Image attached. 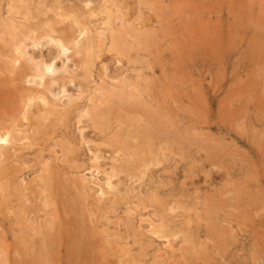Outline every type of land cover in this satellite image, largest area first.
Wrapping results in <instances>:
<instances>
[{
  "label": "rangeland",
  "instance_id": "1",
  "mask_svg": "<svg viewBox=\"0 0 264 264\" xmlns=\"http://www.w3.org/2000/svg\"><path fill=\"white\" fill-rule=\"evenodd\" d=\"M120 1L0 0V121L14 136L8 159L0 154V167L12 170L0 180V262L264 264V0ZM57 41H66L61 55ZM51 60L57 70L41 83V64ZM62 179L68 196L75 187L67 199L53 194ZM80 235L95 257L67 263L66 245Z\"/></svg>",
  "mask_w": 264,
  "mask_h": 264
},
{
  "label": "bare ground",
  "instance_id": "2",
  "mask_svg": "<svg viewBox=\"0 0 264 264\" xmlns=\"http://www.w3.org/2000/svg\"><path fill=\"white\" fill-rule=\"evenodd\" d=\"M89 1H90V0H89ZM107 1H108V0H107ZM134 1H135V0H133V3H134ZM109 2H110V1H109ZM120 2H123V0L120 1ZM125 2H126V1H125ZM85 3H86V2H85ZM87 3H88V2H87ZM128 3H129V0H128ZM144 3H145V2H144ZM144 3H143V4H144ZM89 4H90V3H89ZM123 4H124V3H123ZM134 4H135V3H134ZM186 4H187V3H186ZM86 5H88V4H86ZM109 5H110V4H109ZM113 5H115V4H113ZM131 6H133V5H131ZM145 6H146V4H145ZM111 7H112V5H111ZM133 7H134V6H133ZM86 8H87V6H86ZM116 8H117V7H116ZM122 8H123V6H122ZM12 9H13V8H12ZM106 9H107V8H106ZM130 9H131V8H130ZM26 10H27V9H26ZM28 10H29V9H28ZM101 10H102V9H101ZM108 10H109V9H107V11H108ZM110 10H111V9H110ZM118 10H119V9H118ZM131 10H132V9H131ZM102 11H103V10H102ZM112 11H113V10H112ZM122 11H125V10H122ZM126 11H127V10H126ZM88 12H89V11H88ZM116 12H117V11H116ZM130 12H132V11H130ZM27 13H28V12H27ZM92 13H93V10H92ZM127 13H128V12H127ZM132 13H133V12H132ZM145 13H146V14H145ZM145 13H144L145 15H148L147 12H145ZM107 14H108V13H107ZM119 14H120V13H119ZM129 14H130V13H129ZM135 14H136V13H135ZM142 14H143V12H142ZM25 15H26V13H25ZM88 15H89V13H88ZM114 15H115V14H114ZM130 15H131V14H130ZM139 15H140V14H139ZM43 16H44V15H43ZM75 16H76V15H75ZM120 16H121V15H120ZM127 16H128V15H127ZM137 16H138V15H137ZM142 16H143V15H142ZM89 17H90V16H89ZM111 17H112V16H111ZM123 17H126V15H123ZM146 17H147V16H146ZM146 17H145V18H146ZM150 17H151V16H150ZM25 18H26V17H25ZM60 18H61V17H60ZM73 18H74V17H73ZM80 18H81V17H80ZM85 18H86V17H85ZM85 18H84V19H85ZM130 18H131V16H130ZM138 18H139V17H138ZM74 19H75V18H74ZM74 19H73V20H74ZM110 19H111V18H110ZM132 19H133V18H132ZM149 19H150V18H149ZM65 20H66V19H65ZM122 20H123V19H122ZM0 21H1V19H0ZM75 21H77V20H75ZM79 21H80V20H79ZM106 21H107V20H106ZM106 21L104 20V23H105V24L107 25V27H108V25H110L112 22L109 23V21H107V22H106ZM123 21H124V20H123ZM125 21H126V20H125ZM150 21H151V20H150ZM9 22H10V21H9ZM129 22H130V21H129ZM135 22H136V21H135ZM142 22H143V21H142ZM1 23L3 24V22H1ZM6 23H7V22H6ZM78 23H79V22H78ZM85 23H86V22H85ZM145 23H146V22H145ZM79 24H80V23H79ZM101 24H103V23H101ZM105 24H103V25H105ZM7 25H8V24H7ZM111 25H112V24H111ZM120 25H121V24H120ZM124 25H126V24L124 23ZM9 26H10V25H9ZM17 26H18V25H17ZM126 26H127V25H126ZM126 26H125V27H126ZM71 27H72V26H71ZM83 27H84V26H83ZM143 27H144V26H143ZM77 28H78V27H77ZM116 28H117V27H116ZM149 28H150V26H149ZM5 29H6V27H5ZM9 29H10V27H9ZM15 29H16V28H15ZM50 29H53V28H50ZM84 29H85V27H84ZM117 29H118V28H117ZM128 29L130 30V28H128ZM132 29H133V28H132ZM139 29H140V28H139ZM10 30H11V29H10ZM16 30H17V29H16ZM88 30H89V29H88ZM147 30H148V29H147V27H146V30H145V31H147ZM152 30H153V29H152ZM6 31H7V30H6ZM55 31H56V30H55ZM137 31H138V30H137ZM145 31H144V32H145ZM9 32H10V31H9ZM9 32H8V33H9ZM13 32H16V31L13 30ZM13 32H12V30H11V33H13ZM62 32H63V31H61V33H62ZM65 32L67 33L68 31L65 30ZM88 32H89V31H88ZM97 32H98V31H97ZM114 32H115V31H114ZM120 32H121V31H120ZM155 32H156V31H155ZM45 33H47V32H45ZM51 33H52V30H51ZM54 33H55V32H54ZM73 33H74V32H73ZM73 33H70V34L68 33V35L72 36ZM83 33H85V32H83ZM83 33H82V36L84 35ZM98 33H99V32H98ZM98 33H97V34H98ZM148 33H150V32H148ZM49 34H50V33H49ZM78 34H79V33H78ZM112 34H114V33H112ZM138 34H139V33H138ZM138 34H137V35H138ZM140 34H142V33H140ZM4 35H5V33H4ZM14 35H15V34H14ZM31 35H32V34H31ZM50 35H51V34H50ZM61 35H62V34H61ZM61 35H59V36L61 37ZM64 35H65V34H64ZM100 35H101V34H100ZM132 35H133V36H131V37H133V38L135 37V38L138 39V36H139V35H138L137 37H136V35L134 36V34H132ZM146 35H147V34H146ZM151 35H153V33H151ZM0 36H2V35H0ZM6 36H7V34H6ZM11 36H12V34H11ZM15 36H16V35H15ZM41 36H42V35H41ZM48 36H49V35H48ZM56 36H57V35H56ZM62 36H63V35H62ZM70 36H69V37L67 36V37L70 38ZM115 36H116V35H115ZM141 36H142V35H141ZM147 36H150V34H148ZM9 37H10V36H9ZM35 37H36V36H35ZM35 37H34V38H35ZM43 37H44V34H43ZM60 37H59V38H60ZM65 37H66V36H65ZM113 37H114V36H113ZM118 37H119V34H118ZM145 37H146V36H145ZM145 37H144V38H145ZM1 38H4V36L1 37ZM16 38H17V37H16ZM63 38H64V37H63ZM77 38H78V37H77ZM101 38H102V37H101ZM111 38H112V37H111ZM124 38H125V37H124ZM140 38H141V37H140ZM151 38H152V37H151ZM155 38H156V37H155ZM11 39H12V37H11ZM13 39H15V38H13ZM17 39H18V38H17ZM21 39H22V38H21ZM60 39H61V38H60ZM74 39H75V38H74ZM80 39H81V38H80ZM120 39H122V38H120ZM137 39H136V40H137ZM141 39H142V38H141ZM146 39H147V38H146ZM146 39H145V40H146ZM27 40H28V39H27ZM32 40H33V37H32ZM35 40H36V39H35ZM35 40H33V44H34V45H37V43H39V42H36ZM40 40H42V39H40ZM49 40H52V39L49 38ZM61 40H63V39H61ZM66 40H67V39H66ZM71 40H72V43L75 41V40L73 41V37H71ZM81 40H82V39H81ZM86 40H87V38H86ZM106 40H108V39H106ZM118 40H119V39H118ZM125 40H126V39H125ZM139 40H140V39H139ZM145 40H142V41H145ZM150 40H151V39H150ZM11 41H12V40H11ZM11 41L9 40L10 43H11ZM17 41H18V40H17ZM25 41H26V40H25ZM67 41H68V40H67ZM101 41H102V40H101ZM153 41H154V38H153ZM7 42H8V41H7ZM7 42H6L5 44H7ZM12 42H13V41H12ZM53 42H54V41H53ZM57 42H58V45H59V48H60V50H59V54L61 55V52L63 53V52L65 51V49H66V48H65V45H64V43H65L66 41H65L64 43H63L62 41H61V42H60V41H57ZM78 42H79V41H78ZM78 42H75V43H78ZM90 42H91V41H90ZM124 42H125V41H124ZM126 42H128V41L126 40ZM132 42H133V41H131V43H132ZM134 42H135V41H134ZM134 42H133V43H134ZM16 43H17V42H16ZM19 43H20V42H19ZM22 43H23V42H22ZM22 43H21V44H22ZM113 43H115V42H113ZM128 43H129V42H128ZM128 43H126L127 46L131 45L130 43H129V44H128ZM144 43H145V42H144ZM30 44H31V42H30ZM55 44L57 45V43H55ZM73 44H74V43H73ZM79 44H80V43H79ZM103 44H104V43H103ZM117 44H119V43L117 42ZM117 44H116V45H117ZM71 45H72V44H71ZM85 45H86V44H85ZM91 45H92V43H91ZM105 45H106V44H105ZM126 45H125V47H126ZM144 45H145V44H144ZM78 46H79V45H78ZM131 46L134 47V46H138V45H135V44H134V45H131ZM140 46H141V45H140ZM10 47H11V46H10ZM105 47H106V46H105ZM142 47H143V46H142ZM146 47H147V45H146ZM16 48H17V52H18V54L21 56V55H23V54L25 53V51H26V50H24V49H26V44H24V47H21V46H20V47H16ZM103 48H104V47H103ZM103 48H102V49H103ZM106 48H108V47H106ZM106 48H105V49H106ZM112 48H113V47H112ZM116 48H117V47H116ZM116 48H115V50H116ZM140 48H141V47H140ZM12 49H13V48H12ZM28 49H29V48H28ZM72 49H73V46H72ZM88 49H89V48H88ZM100 49H101V48H100ZM118 49L121 50L120 47H118ZM132 49H133V48H132ZM56 50H57V49H56ZM85 50H86V49H84V51H85ZM130 50H131V49H130ZM69 51H70V50H69ZM13 52H14V50H13ZM85 52H86V51H85ZM88 52H89V51H88ZM101 52H102V50H101ZM101 52H99L98 55H99ZM124 52H126V51H124ZM27 53H29V52H27ZM74 53H75V52H74ZM13 54H14V53H13ZM25 54H26V53H25ZM25 54H24V55H25ZM49 54H51V53H49ZM55 54H58V53H55ZM75 54H76V53H75ZM79 54H80V53H79ZM101 54H102V53H101ZM64 55H65V54H64ZM66 55H67V54H66ZM66 55H65V56H66ZM84 55H85V54H84ZM92 55H93V54H92ZM17 56H18V55H17ZM9 57L13 58V56H9ZM18 57H19V56H18ZM26 57H27V56H26ZM51 57H52V56H51ZM54 57H55V55H54ZM59 57H60V56H59ZM66 57H68V56H66ZM66 57H65V58H66ZM88 57H89V56H88ZM88 57H87V60H88ZM14 58H15V57H14ZM38 58H39V57H38ZM32 59H33V57H32ZM69 59H70V58H69ZM96 59H98V58H96ZM16 60H19V59L15 58V61H16ZM25 60H26V58H25ZM119 60H120V59H119ZM11 61H12V60H11ZM26 61H27V60H26ZM33 61H34V60H33ZM37 61H38V60H37ZM43 61H46V60H43ZM51 61H52V60H51ZM51 61H49V62H42V64H41L42 67H41V69L39 70V73H38V77L41 79V80H40L41 83H44V81L42 82V80H43V77H44L46 74H48V73H52L54 70H57V69H56L57 67H56L54 61H52V62H51ZM12 62H13V61H12ZM34 62H36V61H34ZM89 62H91V61H89ZM94 62H95V61H94ZM16 63H17V61H16ZM20 63H21V62H20ZM36 63H38V62H36ZM36 63H35V64H36ZM91 63H92V62H91ZM3 64H6V63H3ZM8 64H9V63H8ZM87 64H88V63H87V61H86L85 59H82L81 62H80V66L83 67V68H86L85 65H87ZM12 65H13V63H12ZM19 65L21 66V64H19ZM38 65H39V64H38ZM38 65H37V67H36V65H34V66H35L36 68H38V67L40 66V65H39V66H38ZM76 65H77V64H76ZM4 66H5V65H4ZM27 66H28V65H27ZM27 66H26V67H27ZM32 66H33V64H32ZM32 66H31V67H32ZM8 67H10V65H9ZM78 67H79V66H78ZM89 67H91V66H89ZM27 68H28V67H27ZM60 68H61V67H60ZM62 68H63V67H62ZM76 68H77V67H76ZM87 68H88V67H87ZM104 68H105V67H104ZM106 68H107V67H106ZM106 68H105V69H106ZM21 69H22V68H21ZM29 69L32 70V68H29ZM38 69H39V68H38ZM93 69H94V68H93ZM68 70H69V69H68ZM80 70H81V69H80ZM82 70H83V69H82ZM84 70H85V69H84ZM14 71H15V70H14ZM65 71H66V70H65ZM77 71H78V69H77ZM77 71H71V72H77ZM86 71H87V70H86ZM92 71H93V70H92ZM121 71H122V70H121ZM123 71H124V70H123ZM126 71H127V70H126ZM67 72H68V71H67ZM69 72H70V71H69ZM80 72H81V71H80ZM84 72H85V71H83V73L81 72V74L84 75ZM105 72H106V71H105ZM22 73H23V72H21V74H22ZM31 73H32V72H31ZM36 73H37V72H36ZM78 73H79V72H78ZM86 73H87V72H86ZM90 73H91V72H90ZM119 73H120V71H119ZM137 73H138V72H137ZM10 74H11V73H10ZM28 74H30V73H28ZM91 74H92V73H91ZM106 74H110V73H107V72H106ZM106 74H105V76H106ZM120 74H121V73H120ZM120 74H119V75H120ZM138 74H139V73H138ZM22 75H23V74H22ZM36 75H37V74H36ZM48 75H49V74H48ZM112 75H113V74H111L110 76H112ZM126 75H127V74H126ZM32 76H33V75H32ZM78 76H79V75H78ZM84 76H85V75H84ZM108 76H109V75H108ZM115 76H116V75H115ZM29 77H30V75H29ZM45 77H46V76H45ZM67 77H68V76H67ZM73 77H74V76H73ZM90 77H91V76H90ZM121 77H122V76H121ZM124 77H125V76H124ZM10 78H11V77H10ZM32 78H33V77H32ZM49 78H50V77H49ZM57 78H58V77H57ZM60 78H62V77H60ZM68 78H70V77H68ZM128 78H130L129 75H128ZM25 79H26V78H25ZM71 79H72V78H71ZM115 79H116V78H115ZM122 79H123V78H122ZM124 79H125V78H124ZM124 79H123V80H124ZM26 80H27V79H26ZM26 80H25V81H26ZM31 80H32V79H31ZM62 80H63V79H62ZM83 80H85V79L83 78ZM116 80H117V79H116ZM123 80H122V82H124ZM132 80H134V79L132 78ZM132 80H131V82H132ZM145 80H146V79H145ZM4 81H6V80H4ZM33 81H35V80L33 79ZM56 81H57V79H56ZM60 81H61V79H60ZM63 81H64V82L61 81L62 84L65 83V81L67 82V80H65V79H64ZM78 81H79V79H78ZM111 81H112V80H111ZM114 81H115V80H113V82H114ZM118 81L120 82L121 80L119 79ZM118 81H117V83L119 84ZM128 81H129V80H128ZM35 82H36V81H35ZM68 82H69V81H68ZM68 82H67V83H68ZM79 82H81V81H79ZM86 82H87V81H86ZM122 82L119 84V86H120L121 84H123ZM125 82H126V80H125ZM136 82H137V81H136ZM38 83H40V82H38ZM49 83H50V82H49ZM67 83H66V84H67ZM103 83H104V82H103ZM109 83H111V82L109 81ZM117 83H115V84H117ZM147 83H148V82H147ZM50 84L53 85L54 83H53V84L50 83ZM59 84H60V83H59ZM62 84H61V85H62ZM85 84H86V83H85ZM128 84H130V83H128ZM131 84H132V83H131ZM131 84H130V85H131ZM133 84H134V83H133ZM133 84H132V85H133ZM138 84L140 85V83H138ZM48 85H49V84H48ZM91 85H92V83H91ZM91 85H90V86H91ZM102 85H103V84H102ZM125 85H126V84H125ZM93 86H94V85H93ZM111 86H112V85H110V87H111ZM123 86H124V85H123ZM133 86H134V85H133ZM136 86H137V85H136ZM64 87H65V86H64ZM64 87H63V86L61 87V93H62V92L64 93V92L66 91ZM124 87H125V86H124ZM45 88H46V87H45ZM45 88H44V89H45ZM49 88H50V87H49ZM97 88H98V87H97ZM114 88H115V87H114ZM138 88H139V87H138ZM47 89H48V88H47ZM51 89H52V88H51ZM59 89H60V88H59ZM102 89H103V88H102ZM115 89L118 90L119 88L116 87ZM120 89H122V88H120ZM98 90H99V89H98ZM109 90H110V89H109ZM109 90H108V91H109ZM127 90H128V89H127ZM127 90H125V93H126ZM131 90H132V89H131ZM84 91H85V90H84ZM104 91H105V88H104ZM113 91H114V90H113ZM113 91H112V92H113ZM115 91H116V90H115ZM121 91H122V90H121ZM123 91H124V90H123ZM18 92H19V91H18ZM20 92H21V91H20ZM22 92H23V91H22ZM38 92H39V91H38ZM50 92H51V91H50ZM105 92H107V90H106ZM133 92H134V90H133ZM14 93H16V92H14ZM52 93H53V90H52ZM107 93H108V92H107ZM110 93H111V92H110ZM110 93H109L108 95H109L110 97H113L112 95H110ZM127 93H128V92H127ZM127 93H126V94H127ZM129 93H130V91H129ZM2 94H3V93H2ZM75 94H76V93H75ZM104 94H105V93H104ZM117 94H118V93H117ZM121 94H122V92H121ZM134 94H135V93H134ZM134 94L131 93V96H133ZM137 94H138V93H137ZM26 95H27V94H26ZM54 95H56V94H54ZM106 95H107V94H106ZM113 95H114V94H113ZM123 95H124V94H123ZM139 95H140V94H139ZM121 96H122V95H121ZM121 96H117V97H121ZM0 97H1V96H0ZM21 97H22V96H21ZM21 97L18 96V98H21ZM34 97H35V96H34ZM34 97H33V98H34ZM36 97L38 98V96H36ZM41 97H42V98H40V97H39V98L42 99V101H44V102L46 103L45 98H44L43 96H41ZM98 97H100V96H98ZM101 97H103V95H102ZM128 97H130V96H128ZM25 98H26V97H25ZM29 98H30V97H29ZM29 98H28V99H29ZM104 98H105V97H104ZM114 98H116V97L114 96ZM124 98H125V97H124ZM130 98H131V97H130ZM130 98H129V99H130ZM147 98H148V97H147ZM149 98H150V97H149ZM12 99H13V98H12ZM12 99H11V100H12ZM15 99H16V98H15ZM34 99H35V98H34ZM48 99H49V98H48ZM70 99H71V98H70ZM102 99H103V98H102ZM108 99H109V98H108ZM110 99H111V98H110ZM131 99H133V98H131ZM139 99H140V98H139ZM139 99H138V101H139ZM161 99H162V98H161ZM9 100H10V99H9ZM13 100H14V99H13ZM26 100H27V99H26ZM92 100H93V99H92ZM35 101H36V100H35ZM50 101H51V100H50ZM107 101H108V100H107ZM114 101H115V100H114ZM117 101H118V100H117ZM0 102H1V100H0ZM13 102H14V101H13ZM16 102H17V101H16ZM19 102H20V101H19ZM36 102H37V101H36ZM93 102H94V101H93ZM121 102H123V101H121ZM49 103H51V102H49ZM99 103H100V102H99ZM115 103H116V102H115ZM119 103H120V102H119ZM119 103H118V104H119ZM52 104H53V103H52ZM97 104H98V103H97ZM101 104H103V103H101ZM105 104H106V103H105ZM107 104H108V102H107ZM162 104H163V103H162ZM135 105H136V104H135ZM142 105H143V104H142ZM10 106H11V105H10ZM17 106H19L18 103H17ZM28 106H29V104H28ZM40 106H41V105H40ZM0 107H3V109H1V110H6V107H7V106H6V105H2V106H0ZM35 107H36V106H35ZM50 107H51V106H50ZM52 107H54V106L52 105ZM94 107H95V106H94ZM96 107H97V106H96ZM108 107H109V104H108ZM118 107H119V106H118ZM132 107H133V105H132ZM136 107H137V106H136ZM17 108H19V107H17ZM47 108H48V107H47ZM97 108H98V107H97ZM35 109H36V108H35ZM49 109H50V108H49ZM52 109H54V108H51V110H52ZM132 109H133V108H132ZM135 109H136V108H135ZM135 109H133V110H135ZM74 110H75V109H74ZM74 110H73V111H74ZM108 110H109V109H108ZM137 110H138V109H137ZM150 110H151V109H150ZM156 110H157V109H156ZM46 111H47V110H46ZM52 111H53V110H52ZM56 111H57V110H56ZM98 111H99V110H98ZM138 111H139V110H138ZM146 111H147V109H146ZM151 111H152V110H151ZM17 112H18V111H17ZM50 112H51V111H50ZM100 112L102 113V111H100ZM106 112H107V111H106ZM131 112H132V111H130V113H131ZM140 112H141V111H140ZM154 112H156V111L154 110ZM157 112H158V111H157ZM14 113H15V111H14ZM21 113H22V108H21ZM31 113H32V112H31ZM39 113H40V111H39ZM54 113H57V112L54 111ZM111 113H112V116H113V115H116V114H113V113H114L113 111H111ZM130 113H129V115H130ZM136 113H137V112H136ZM141 113H142V112H141ZM150 113L152 114L153 111L150 112ZM50 114H51V113H50ZM60 114H61V113H60ZM66 114H67V113H66ZM89 114H90V113H89ZM127 114H128V112L126 113V115H127ZM144 114H145V113H144ZM153 114H154V113H153ZM1 115H2V111H1ZM34 115H35V113H34ZM54 115H55V114H54ZM61 115H62V114H61ZM93 115H94V114H93ZM93 115H92V116H93ZM121 115H122V114H121ZM126 115L124 116V118L126 117ZM129 115H128V116H129ZM133 115H135V114H133ZM133 115H131V116H133ZM146 115H147V114H146ZM155 115H156V114H155ZM35 116H36V115H35ZM69 116H70V115H69ZM87 116H88V114H87ZM92 116H91V117H92ZM106 116H107V114H106ZM108 116H109V115H108ZM116 116H117V115H116ZM135 116H136V115H135ZM148 116H150V115H148ZM157 116H158V115H157ZM167 116H168V115H167ZM52 117H53V116H52ZM55 117H56V116H55ZM142 117H143V116H142ZM144 117H145V116H144ZM1 118H2V117H1ZM92 118H93V117H92ZM104 118L106 119V117H104ZM148 118H149V117H148ZM166 118H167V117H166ZM7 119H8V118H7ZM53 119H54V118H53ZM57 119H58V118H57ZM101 119H102V117H101ZM114 119H115V118L113 117V120H114ZM122 119H123V118H122ZM133 119H134V118H133ZM133 119H132V120H133ZM139 119H140V118H139ZM159 119H160V118H159ZM2 120H3V119H2ZM37 120H38V119H37ZM50 120H51V119H50ZM58 120H60V119H58ZM94 120H95V117H94ZM111 120H112V119H111ZM111 120H110V121H111ZM115 120H116V119H115ZM127 120H128V119H127ZM127 120H126V121H127ZM129 120H130V119H129ZM134 120H135V119H134ZM147 120H148V119H147ZM154 120H155V119H154ZM91 121H93V120H91ZM106 121H107V120H106ZM108 121H109V120H108ZM130 121H131V120H130ZM136 121H137V120H136ZM141 121H142V120H141ZM51 122H54V121L51 120ZM95 122H96V121H95ZM115 122H116V121H115ZM120 122H121V121H120ZM127 122H128V121H127ZM132 122H134V121H132ZM144 122H145V121H144ZM22 123H23V122H22ZM56 123H58V122H56ZM92 123H93V122H92ZM97 123H98V122H97ZM97 123H96V124H97ZM106 123H107V122H106ZM109 123H110V122H109ZM111 123H112V122H111ZM111 123H110V124H111ZM129 123H130V122H129ZM129 123H128V124H129ZM139 123H140V122H139ZM147 123H148V122H147ZM6 124H7V123H6ZM52 124H53V123H52ZM54 124H55V123H54ZM93 124H94V123H93ZM101 124H103V123H101ZM110 124H108V125H110ZM148 124H149V123H148ZM27 125H28V124H27ZM50 125H51V124H50ZM65 125H66V124H65ZM98 125H99V123L97 124V126H98ZM106 125H107V124H106ZM116 125H117V124H116ZM116 125H115V126H116ZM146 125H147V124H146ZM152 125H153V124H152ZM97 126H93V127L96 128ZM101 126H102V125H101ZM113 126H114V125H113ZM128 126H130V125H128ZM134 126H135V125H134ZM154 126H155V125H154ZM162 126H163V125H162ZM8 127H10V126H8ZM8 127L5 125V123H2V122L0 121V154H1L2 156H4V160L8 159V156H9V155H8V152H5L3 149H5V147H6L5 145H7L9 142H12V139H13V137H14V136L12 135L13 132L11 131V130H13V128L10 130ZM32 127H33V126H32ZM41 127H42V126H41ZM50 127H51V126H50ZM52 127H53V126H52ZM52 127H51V129H52ZM55 127H56V126H55ZM102 127H105V126H102ZM108 127H109V126H108ZM123 127H124V126H123ZM138 127H139V126H138ZM138 127H137V128H138ZM147 127H148V126H147ZM150 127H151V126H150ZM163 127H165V126H163ZM53 128H54V127H53ZM56 128H57V127H56ZM58 128H59V127H58ZM105 128H107V126H106ZM139 128H140L139 130H140V132H141V134H142V131H143V130L141 131V128H142V127H139ZM144 128L146 129V126H145ZM27 129H29V128H27ZM101 129H102V128H101ZM108 129H109V128H108ZM131 129H132V128H131ZM55 130H56V129H55ZM98 130H99V129H98ZM117 130H118V129H117ZM122 130H123V129H122ZM133 130H134V128H133ZM133 130H132V131H133ZM146 130H147V129H146ZM103 131H104V128H103ZM107 131H110V132H111V129H110V130H107ZM132 131H131V132H132ZM150 131H151V130H150ZM52 132H53V131H52ZM101 132H102V130H101ZM116 132H118V131H116ZM120 132H121V131H120ZM131 132H128V133L130 134ZM143 132H144V131H143ZM33 133H34V132H33ZM64 133H65V132H64ZM105 133H107V132H105ZM118 133H119V132H118ZM125 133H127V132H125ZM125 133H124V134H125ZM133 133H135V132H133ZM144 133H145V132H144ZM144 133H143V134H144ZM17 134H18V133H17ZM20 134H21V131H20ZM103 134H104V133H103ZM122 134H123V133H122ZM141 134H139V135H141ZM104 135H105V134H104ZM106 135H107V134H106ZM108 135H109V132H108ZM113 135H115V133H114ZM118 135L120 136V134H118ZM144 135H145V134H144ZM146 135H148V134H146ZM23 136H25V135L22 134V137H23ZM115 136H116V135H115ZM132 136H133V135H132ZM22 137H21L20 139H22ZM28 137H29V136H28ZM100 137H101V136H100ZM105 137H107V136H105ZM110 137H111V136H110ZM129 137H130V139L132 138L131 135H130ZM129 137H128V138H129ZM140 137H141V136H140ZM142 137H145V136L142 135ZM142 137H141V138H142ZM180 137H181V136H180ZM17 138H18V137H17ZM24 138H26V137H24ZM103 138H104V137H103ZM107 138H108V137H107ZM107 138H106V139H107ZM133 138H136V134H135V137H133ZM147 138H148V136L146 137V140H148ZM29 139H33V138H29ZM122 139L124 140L123 137H122ZM122 139H121V140H122ZM130 139H129V140H130ZM136 139H137V138H136ZM138 139H139V138H138ZM143 139H145V138H143ZM172 139H173V138H172ZM25 140H26V139H25ZM132 140H134V139H132ZM20 141H22V140H20ZM103 141H104V140H103ZM134 141H135V140H134ZM172 141H173V140H172ZM14 142H15V141H14ZM14 142H13V143H14ZM26 142L28 143L29 141L26 140ZM87 142H88V141H87ZM89 142H90V141H89ZM106 142H107V141H106ZM113 142H114V141H113ZM128 142H129V141H128ZM140 142H141V141H140ZM140 142H139V143H140ZM149 142H150V141H149ZM16 143H18V142H16ZM29 143H30V142H29ZM29 143H28L27 146H29ZM121 143H122V142H121ZM125 143H126V141H124V145H125ZM136 143H137V142H136ZM141 143H142V142H141ZM24 144H25V143H24ZM31 144H34V143L32 142ZM137 144H138V143H137ZM137 144H136V146H137ZM147 144H148V143H147ZM11 145H12V144H11ZM14 145H15V144H14ZM36 145H37V144H36ZM57 145H58V144H57ZM114 145H115V144H114ZM117 145H118V144H117ZM132 145H133V143H132ZM134 145H135V143H134ZM134 145H133V146H134ZM24 146H26V145H24ZM33 146H34V145H33ZM65 146H66V145H65ZM75 146H76V145H75ZM122 146H123V145H122ZM140 146H141V145H140ZM30 147H31V146H30ZM115 147H116V146H115ZM134 147H135V146H134ZM143 147H144V146H143ZM154 147H155V145H154ZM20 148H21V145H20ZM22 148H23V146H22ZM22 148H21V149H22ZM25 148H26V147H25ZM116 148H117V147H116ZM121 148H122V150L124 149L123 147H121ZM127 148H128V147H127ZM129 148L131 149V147H129ZM138 148H139V147H138ZM138 148H136V151L138 150ZM140 148H141V147H140ZM98 149H99V148H98ZM151 149H152V148H151ZM21 151H22V150H21ZM99 151H100V150H99ZM132 151H133V150H132ZM138 151H139V150H138ZM148 151H149V149H148ZM124 152H125V149H124ZM124 152H123V153H124ZM126 152H127V151H126ZM133 152H134V151H133ZM133 152H132V154H133ZM139 152H140V151H139ZM140 153H141V152H140ZM140 153H139L138 156H140ZM153 153H154V152H153ZM127 154H128V153H126V155H127ZM134 154H135V152H134ZM134 154H133V155H134ZM143 154H144V153H143ZM147 154H148V153H147ZM68 155H69V154H68ZM51 156H52V155H51ZM63 156H64V155H63ZM98 156H99V155H98ZM128 156H130V154H129ZM151 156H152V155H151ZM65 157H66V156H65ZM73 157L75 158V156H72V158H73ZM134 157H135V156H134ZM140 157H141V156H140ZM147 157H148V155H147ZM94 158H95V157H94ZM99 158H100V157H99ZM52 159H53V158H52ZM95 159H96V158H95ZM126 159L128 160V157H126ZM126 159H125V161H126ZM131 159H132V158H130L129 160L131 161ZM141 159H142V158H141ZM1 160H2V159H1ZM72 160H73V159H72ZM133 160H134V159H133ZM136 160H137V159H136ZM147 160H148V159H147ZM7 161H8V160H7ZM69 161H70V159H69ZM130 161H129V162H130ZM140 161H141V160H140ZM140 161H139V162H140ZM145 161H146V157H145ZM156 161H157V160H156ZM39 162H40V161H39ZM127 162H128V161H127ZM131 162H132V161H131ZM133 162L135 163V161H133ZM141 162H143V161H141ZM153 162H154V161H153ZM6 163H9V162H6ZM10 163H11V162H10ZM70 163H71V162H70ZM132 164H133V163H132ZM136 164H137V162H136ZM155 164H156V163H155ZM62 165H63V164H62ZM97 165H98V164H97ZM129 165H131V164H129ZM133 165H134V164H133ZM148 165H149V164H148ZM156 165H157V164H156ZM9 166H11V165H9ZM39 166H40V165H39ZM59 166H60V163H59ZM68 166H69V165H68ZM112 166H113V165H112ZM122 166H123V165H122ZM122 166H120V167H122ZM61 167H62V169H63V166H61ZM75 167H76V166H75ZM135 167L138 168V166H135ZM48 168H49V167H48ZM48 168H45V169L47 170ZM112 168H114V167H112ZM116 168H117V167H116ZM129 168H130V166H129ZM140 168H141V167H140ZM118 169H119V168H118ZM118 169H117V170H118ZM123 169H125V168L123 167ZM123 169H121V170H123ZM66 170H67V169H66ZM75 170H76V169H75ZM119 170H120V169H119ZM119 170H118V172H119ZM137 170H139V169H137ZM77 171H78V170H77ZM129 171H130V170H129ZM11 172H12V170H11V169H8V166L0 167V180H2V179H3V180H4V179L7 180L8 177H10ZM66 172H67V171H66ZM120 172H121V171H120ZM126 172H127V171H126ZM56 173H57V172H56ZM64 173H65V172H64ZM130 173H131V172H130ZM132 173H133V172H132ZM134 173H135V172H134ZM137 173H138V172H137ZM137 173H135V174L137 175ZM127 174H128V173H127ZM135 174H134V175H135ZM140 174H141V173H140ZM18 176H19V175H18ZM53 176H54V175H53ZM53 176H52V177H53ZM63 176H65V175H63ZM63 176H62V178H63ZM113 176H114V175H113ZM124 176H125V175H124ZM13 177H14V176H13ZM39 177H40V176H39ZM54 178H55V177H54ZM67 178H68V177H67ZM37 179H38V178H37ZM48 179H51L50 176H49ZM55 179H56V178H55ZM65 179H66V178H65ZM56 180H57V179H56ZM66 180H68V179H66ZM66 180H65V181H66ZM70 180H71V179H70ZM105 180H106V179H105ZM120 180H121V179H120ZM49 181H50V180H49ZM51 181H52L53 184H54V181H53L52 179H51ZM63 181H64V180L62 179V180H61V183H62V184H60V185L57 184L58 187L55 188L54 192L52 191L53 194H54V196H55V198H60V199H61L62 196H63V194L65 195V194H66L65 192H67L68 189H69L68 184H66L67 181H66V182H65V181L63 182ZM2 182H3V181H2ZM8 182H9V180L7 181V183H8ZM68 182H69V180H68ZM72 182H73V181H71V183H72ZM124 182H125V181H124ZM4 183H5V181H4ZM12 183H13V182H12ZM14 183H15V181H14ZM44 183H45V182H44ZM50 183H51V182H49V184H50ZM132 183H133V182H132ZM2 184H3V183H2ZM2 184L0 183V185H1L0 187H3V188H4L6 184H5V185H4V184L2 185ZM15 184H16V183H15ZM21 184H22V183H21ZM35 184H36V183H35ZM37 185H38V184H37ZM51 185H52V184H51ZM75 185H76V184H75ZM113 185H114V184H113ZM49 186H50V185H49ZM72 186H73V185H72ZM8 187H9V186H8ZM8 187H7V189H8ZM101 187H103V186H101ZM5 188H6V187H5ZM73 188H75V187L73 186L72 189H71V191L74 190ZM82 188H83V187H82ZM118 188H119V187H118ZM154 188H155V187H154ZM0 189H2V188H0ZM7 189H5V190H7ZM19 189H20V187H19ZM41 189H42V188H41ZM49 189H50V188H49ZM51 189H52V188H51ZM77 189H78V187H77ZM77 189H76V190H77ZM85 189H86V188H85ZM52 190H53V189H52ZM79 190H80V189H79ZM2 191H3V190H2ZM71 191H70V192H71ZM101 191H102V190H101ZM108 191H109V190H108ZM117 191H118V189H117ZM119 191H121V190H119ZM6 192H7V191H6ZM70 192H69V194L71 195ZM86 192H87V191H86ZM3 193H4V191L2 192V194H3ZM10 193H11V192H10ZM10 193H7V194H10ZM73 193H74V191L72 192V194H73ZM102 193H103V192H102ZM111 193H112V192H111ZM2 194H1V195H2ZM90 194H91V193H90ZM51 195H52V194H51ZM70 195H69V196H70ZM67 196H68V194L65 195V198H66V199H67ZM69 196H68V197H69ZM72 196H73V195H72ZM72 198H75V197L73 196ZM83 198H84V196H83ZM83 198H82V199H83ZM109 198H110V197H109ZM109 198H108V199H109ZM28 199H29V198H28ZM53 199H54V198H53ZM60 199H58V200H60ZM130 199H131V197H130ZM27 201H28V200H27ZM54 201H55V200H54ZM73 201H74V200H73ZM117 201H119V199H117ZM61 202H62L63 204L65 203L64 200L61 201ZM85 202H86V201H85ZM136 202H137V201H136ZM55 203H56V202H55ZM80 203H82V204L84 205L83 202H80ZM108 203H109V202H108ZM17 204H18V203H17ZM88 204H89V202H88ZM99 204H100V203H99ZM116 204H117V203H116ZM52 205H53V204H52ZM9 206H10V205H9ZM86 206H87V205H86ZM18 207H19V206H18ZM47 207H48V206H47ZM61 207H62V206H61ZM78 207H80V206H78ZM84 207H85V206H84ZM114 208H115V206H114ZM22 209H23V208H22ZM69 209H70V208H69ZM82 209H83V208H82ZM86 209H87V208H86ZM122 209H123V208H122ZM126 210H127V209H126ZM17 211H18V210H17ZM23 211H24V210H23ZM69 211H70V210H69ZM123 211H124V210H123ZM21 212H22V211H21ZM63 212H64V211H63ZM120 212H121V211H120ZM23 213H25V212H23ZM23 213H22V214H23ZM64 213H66V212H64ZM72 213H73V212H72ZM130 213H131V212H130ZM37 214H38V213H37ZM39 214H40V213H39ZM135 214H137V213H135ZM24 215H25V214H24ZM20 216H21V215H20ZM29 216H30V215H29ZM125 216H126V215H125ZM136 216H137V215H136ZM164 216H165V215H164ZM17 218H18V217H17ZM31 218H32V217H31ZM57 218H58V217H57ZM61 218H62V217H61ZM34 219H35V218H34ZM37 219H38V218H37ZM153 219H154V218H153ZM27 220H28V219H27ZM27 220H26V222H27ZM32 220H33V219H32ZM41 220H42V219H41ZM131 220H132V219H131ZM15 221H16V220H15ZM37 221H38V220H37ZM49 221L51 222L50 219H49ZM52 221H53V220H52ZM92 221H93V220H92ZM2 224H3V223H2ZM50 224H51V223H50ZM56 224H57V221H56ZM40 225H41V224H40ZM118 225H119V224H118ZM133 225H134V224H133ZM158 225H159V224H158ZM21 226H22V225L20 224V227H21ZM30 226H31V225H30ZM56 226H57V225H56ZM56 226H55V227H56ZM128 226H131V225H128ZM170 226H171V225H170ZM22 227H23V226H22ZM33 227H34V226H32V228H33ZM35 227H36V226H35ZM39 227H40V226H39ZM98 227H99V226H98ZM152 227H154V226H152ZM168 227H169V226H168ZM263 227H264V226H263ZM25 228H26V227H25ZM29 228H30V227H29ZM51 228H53V226H52ZM96 228H97V227H96ZM132 228H133V227H132ZM154 228H157V227H154ZM164 228H165V226H164ZM171 228H173V227L171 226ZM15 229H16V228H15ZM19 229H20V228H19ZM40 229H41V228H40ZM141 229H142V228H141ZM152 229H153V228H152ZM161 229H162V227H161ZM26 230H27V229H26ZM26 230H25V231H26ZM30 230H31V229H30ZM38 230H39V229H38ZM157 230H158V229H157ZM157 230H156V231H157ZM159 230H160V229H159ZM173 230H174V229H173ZM12 231H14V230H12ZM18 231H19V230H17V231L15 230V234H16V232H18ZM21 231H22V232L24 231L23 228L21 229ZM27 231H28V230H27ZM31 231H32V230H31ZM127 231H128V229H127ZM129 231H130V230H129ZM129 231H128V232H129ZM152 231H153V230H152ZM152 231H151V232H152ZM171 231H172V230H171ZM234 231H235V230H234ZM34 232H35V231H34ZM117 232H118V231H117ZM133 232H134L133 235H135V234H136V233H135V230H134ZM20 233H21V232H19V235H21ZM28 233H29V232H28ZM170 233H171V232H170ZM239 233H240V232H239ZM31 234H32V233H31ZM34 234H35V233H34ZM96 234H97V233H96ZM96 234H95V235H96ZM119 234H120V233H119ZM153 234H154V233H153ZM156 234H157V233H156ZM173 234H174V233H173ZM16 235H18V234H16ZM19 235H18V236H19ZM25 235H26V234H25ZM36 235H37V234H36ZM40 235H41V234H40ZM158 235H159V234H158ZM23 236H24V235H23ZM96 236H97V235H96ZM99 236H100V235H98V237H99ZM123 236H124V235H123ZM139 236H141V235H139ZM159 236H161V235H159ZM21 237H22V236H21ZM21 237H20V240H21ZM28 237H29V236H28ZM114 237H115V236H114ZM169 237H170V236H169ZM13 238H14V237H13ZM37 238H38V235H37ZM39 238H40V237H39ZM60 238H61V240H62V238H63L64 242H67V236L65 235V232H62ZM102 238H103V237H102ZM167 238H168V237H167ZM14 239H15V238H14ZM24 239H25V238L22 237V240H24ZM41 239H42V238H41ZM99 239H100V238H99ZM22 240H21V242H22ZM48 240H49V236H48ZM57 240H58V239H57ZM34 241H35V240H33V242H34ZM104 241H105V240H104ZM109 241H110V240H109ZM184 241H185V240H184ZM15 242H16V241H15ZM17 242H19V241H17ZM31 242H32V241H31ZM40 242H41V241H40ZM49 242H50V240H49ZM102 242H103V241H102ZM100 243H101V240H100ZM135 243H136V242H135ZM161 243H162V242H161ZM25 244H26V243H25ZM31 244H32V243H31ZM31 244H29V245L31 246ZM37 244H39L38 241H37ZM43 244H44V243H43ZM50 244H51V243H48V245H50ZM54 244H55V242H54ZM56 244H57V241H56ZM56 244H55V245H56ZM19 245H22V244L19 243ZM44 245H45V244H44ZM58 245H59V244H58ZM13 246H14V245H13ZM27 246H28V243H27ZM30 246H29V247H30ZM36 246H37V245H36ZM66 246H67V248H68L67 250H68V259H69V260L67 259V260H68L67 263H76V262H83V263H84V261H87L88 259H91V258H94V257H95V256H94V253L92 252L93 247H95L94 243H93V242H91V243H90V242H87L86 240L83 239V237H82L81 235H80L78 238L69 241V243H67ZM158 246H159V245H158ZM20 247H21V246H20ZM32 247H34V244H33ZM42 247H43V246H42ZM104 247H105V246H104ZM165 247H166V246H165ZM0 248H1V247H0ZM14 248H15V246H14ZM30 248H31V247H30ZM30 248H29V251L31 250ZM38 248H40V244H39V247L37 246V249H38ZM43 248H44V247H43ZM105 248H107V246H106ZM132 248H133V247H132ZM135 248H136V247H135ZM12 250H13V249H12ZM32 250H34V248H33ZM42 250H43V249H41V253H42ZM60 250H61V249H60ZM97 251H98V250H97ZM22 252H23V251H22ZM31 252H32V251H30L29 253L31 254ZM101 252H102V251H101ZM1 253H3V252H1ZM14 253H15V252H14ZM23 253H24V252H23ZM23 253H22V254H23ZM29 253H28V254H29ZM32 253H33V252H32ZM48 253H49V252H48ZM56 253H57V252H56ZM156 253H157V252H156ZM204 253H205V252H204ZM58 254H59V253H58ZM183 255H184V254H183ZM192 255H193V254H192ZM0 256H1V255H0ZM37 256H38V255H37ZM40 256H41V255H40ZM186 256H187V255H186ZM197 256H198V255H197ZM1 257H2V256H1ZM56 257H57V256H56ZM176 257H177V255H176ZM176 257H175V258H176ZM3 258H4V256H3ZM18 258H19V257H18ZM29 258H30V257H29ZM65 258H66V257H65ZM159 258H160V257H159ZM172 258H173V257H172ZM30 259H31V258H30ZM38 259H39V258H38ZM102 259H103V258H102ZM184 259H185V258H184ZM2 260H3V259H2ZM39 260H41V259H39ZM100 260H101V259H100ZM22 261H23V260H22ZM101 261H102V260H101ZM4 262H5V261H4ZM28 262H29V261H28ZM58 262H59V264H60V261H58ZM167 262H168V261H167ZM26 263H27V262H26ZM29 263H30V262H29ZM0 264H2V263L0 262ZM27 264H28V263H27ZM40 264H41V263H40Z\"/></svg>",
  "mask_w": 264,
  "mask_h": 264
}]
</instances>
